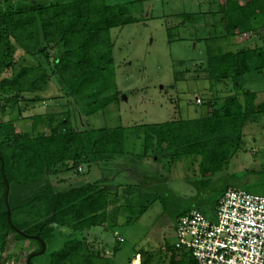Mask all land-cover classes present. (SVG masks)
Returning <instances> with one entry per match:
<instances>
[{"label":"trees","instance_id":"1","mask_svg":"<svg viewBox=\"0 0 264 264\" xmlns=\"http://www.w3.org/2000/svg\"><path fill=\"white\" fill-rule=\"evenodd\" d=\"M132 5H108L106 0H0V100L16 107L18 114L0 122V264L10 258L3 257L10 235L16 243L36 247L26 257L32 256L29 264H34L41 251L40 242L45 246L42 254L48 252L46 264H110L108 258L90 250L83 235L103 225L106 231L114 229L115 214L132 211L131 202L126 200L107 212L117 198L113 188L120 186L105 179L58 191L48 181L58 167L71 172L79 165L109 164L122 157L135 162L166 160L171 165L181 157H192L199 159L198 185L204 190L238 153L244 127L264 116V99L257 104L256 94L238 83L251 72L264 73V47L249 49L239 43L234 50L224 48L235 35H254L264 28V0L244 4L219 0L224 32L204 39L205 72L214 83L230 81L234 94L205 102L204 116L79 131L72 127L69 112L58 121L51 114L24 116L29 106L46 101L40 95L53 83L56 88L50 97L65 99L84 117L118 100L109 32L139 21L129 13ZM179 18L183 25L194 23L195 16ZM17 119L29 120V131H18ZM40 126L46 131H39ZM228 187L235 186H224L220 194ZM127 189L121 190L120 198L130 194L132 190ZM143 196L139 194L136 200L140 202ZM144 209L140 206L139 214ZM130 223L127 217L124 224ZM63 228L69 234H62ZM135 255L140 264H196L188 253L169 245L155 251L139 250Z\"/></svg>","mask_w":264,"mask_h":264},{"label":"rangeland","instance_id":"2","mask_svg":"<svg viewBox=\"0 0 264 264\" xmlns=\"http://www.w3.org/2000/svg\"><path fill=\"white\" fill-rule=\"evenodd\" d=\"M37 1L66 3L70 0ZM246 1L239 0V3ZM129 2H133L130 15L139 21L109 32L113 44L118 100L104 110L84 117L65 99L51 98L56 88L53 83L40 95L47 97L46 101L29 106L30 110L24 112V116L51 114L58 121L69 112L71 125L78 131L129 128L164 123L175 118H199L206 113L205 102L234 94L230 81L214 83L207 79L205 72L204 39L221 36L224 32L219 0H106L108 5ZM182 14H193L194 23L182 25L179 18ZM239 43L241 47L249 49L263 46L264 28L254 35H235L224 48L234 50ZM19 57L20 53H17L16 58ZM18 62L26 63L21 59ZM238 83L244 90L256 94L257 104L264 99V73L251 72ZM196 100H200V103ZM16 117V107H11L5 99L0 100V122ZM16 127L18 131H29L30 121L17 119ZM38 130L45 132L46 128L40 126ZM127 151H130L129 144ZM185 160L182 159L180 164L177 162L169 171L170 165L166 160L157 163L148 159L147 165L143 161H136L133 165L129 158L122 157L107 165H79L71 172L58 167L57 174L48 176V181L58 191L103 177L114 179V185L123 183L131 187L127 190L132 191L124 198H120L121 190H117L116 201L110 203L107 212L123 206L126 200L131 202L132 211L115 214L116 226L110 231H106L103 225L83 235L90 250L108 258L110 264H129L139 250L155 251L165 245L172 246L175 242L176 217L183 211L196 208L207 217L214 214L221 196L220 189L224 186L239 187L249 194L264 197V116L244 127L238 153L225 171L212 177L206 189L200 190L201 186L198 185L199 159L192 162L189 172L182 166ZM133 170L146 173L148 178L155 181L154 187L134 190ZM139 194L144 195L140 202L136 200ZM140 206L145 207L141 214L138 212ZM127 217L132 219L129 225L124 224ZM60 232L69 234V230L64 228ZM56 241L58 243L59 240ZM115 246L118 247L116 251L113 250ZM35 248L29 242L16 243L10 235L3 255L10 258L5 264H26L27 255ZM47 253L37 256L34 264H46ZM133 261L138 264L137 260Z\"/></svg>","mask_w":264,"mask_h":264},{"label":"built area","instance_id":"3","mask_svg":"<svg viewBox=\"0 0 264 264\" xmlns=\"http://www.w3.org/2000/svg\"><path fill=\"white\" fill-rule=\"evenodd\" d=\"M174 230V249L196 264H264L263 196L228 187L212 217L192 208L176 220ZM135 260L140 264L139 256Z\"/></svg>","mask_w":264,"mask_h":264},{"label":"crops","instance_id":"4","mask_svg":"<svg viewBox=\"0 0 264 264\" xmlns=\"http://www.w3.org/2000/svg\"><path fill=\"white\" fill-rule=\"evenodd\" d=\"M214 28V27H213ZM262 47H264V45L263 46H259V48H262ZM182 159H186L185 160V163L182 165L185 169H187L188 170V172H189V169L191 168V164H192V162H194L195 161V159H193L192 157H181V158H179V159H177L175 162H173L171 165H170V167H169V171L171 170V168H173V167H175V165H176V163L178 162L179 164H180V162L182 161ZM147 160L148 159H144V160H142L144 163H146V165H147ZM117 160H115L114 162H116ZM134 160H131L130 159V163L131 164H133L134 165V163H135V161L133 162ZM164 161V160H163ZM114 162H112V163H114ZM110 164V163H109ZM105 165H107V164H105ZM104 165V166H105ZM131 174L134 176V180H135V182L133 183V185L135 186V189L134 190H139V189H141V190H146L147 188L148 189H150L151 187H154V184H155V181H153L152 179H150V178H148L147 176H146V173H143V172H140V171H137V170H133V171H131ZM102 179H105V180H108V182H111L110 184H112V185H114V179H112V178H102ZM128 184H131V183H128ZM152 184V185H151ZM116 185H118V186H120L119 188H117V189H115V190H125V188H127L126 187V184L124 185L123 183L122 184H116ZM149 185V186H148ZM115 186V185H114ZM129 188H131V187H129ZM128 188V189H129ZM212 215L213 214H210L209 215V217H212ZM106 230V229H105ZM173 246V245H172ZM137 256H139V255H135V257H137ZM135 259V258H134ZM134 259H132V261L134 260Z\"/></svg>","mask_w":264,"mask_h":264},{"label":"water","instance_id":"5","mask_svg":"<svg viewBox=\"0 0 264 264\" xmlns=\"http://www.w3.org/2000/svg\"><path fill=\"white\" fill-rule=\"evenodd\" d=\"M40 245H41V251L39 253L36 254V256H39L41 255L42 253H44L45 251V246L42 242H40ZM32 256H30L29 258L26 259V264H29V261L31 259Z\"/></svg>","mask_w":264,"mask_h":264}]
</instances>
